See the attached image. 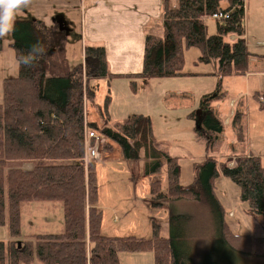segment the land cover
<instances>
[{
	"label": "trees",
	"instance_id": "1",
	"mask_svg": "<svg viewBox=\"0 0 264 264\" xmlns=\"http://www.w3.org/2000/svg\"><path fill=\"white\" fill-rule=\"evenodd\" d=\"M219 11L229 13V17L216 22L217 34L207 36L202 18ZM162 18L165 37L146 36L141 71L125 75L133 91L137 81L142 79L185 76L182 73L184 48L198 49L200 63L215 62L221 78L247 74L249 59L254 54L244 38L243 0H164ZM231 35L237 39L226 41ZM11 39L14 43L9 46L15 57L27 53L31 45L38 42L44 46L46 54L31 67L20 65L15 77L3 81L0 228H7L11 240L0 241V264H32L36 260L40 264H121L119 254L123 252L148 251L153 253L155 264H187V257L178 248V237L159 236L156 225L154 237L149 240L100 234L102 213L96 208L95 162H89L86 168L83 164L94 140L90 138L88 145V134H94L91 130H97L103 138L117 144L126 160L138 159L141 149L155 151L164 158L168 188L162 192L159 182L152 184L154 205L168 206L179 200L204 204L213 209L220 243L231 260L236 255H252V250L255 256L264 257V236L254 239L250 235L232 233L224 222L223 209L214 192L215 180L229 179L239 188V202L245 205L246 215L260 218L264 231V164L259 157L240 154L235 165L224 161L219 167L208 157L192 184L181 186L177 160L154 148L148 116L134 114L113 127L98 128L86 123L85 101L93 100L97 87L91 84L92 79L114 76L109 72L104 47L86 46L83 61L71 65L65 53L67 38L62 29L56 25L46 27L43 22L34 20H16ZM2 48L3 38H0V51ZM215 96L204 95L200 102V125L209 145L223 131L210 105ZM110 99L106 97L104 101L105 115ZM260 110H264V102L260 103ZM241 116L235 114L233 120L239 142L243 141ZM158 159L152 172L161 168ZM12 160L26 163L70 160L71 163L38 165L31 171H5L6 162ZM53 200L63 202L64 232L20 239L21 204ZM178 220L179 217L172 218V222ZM16 239H20L19 247Z\"/></svg>",
	"mask_w": 264,
	"mask_h": 264
},
{
	"label": "rangeland",
	"instance_id": "2",
	"mask_svg": "<svg viewBox=\"0 0 264 264\" xmlns=\"http://www.w3.org/2000/svg\"><path fill=\"white\" fill-rule=\"evenodd\" d=\"M251 1L243 21L244 38L249 51L254 54L250 59L257 63L248 66V75L221 78L215 62L200 63L198 49L184 48L182 73L185 76L180 78L142 79L137 81L135 91L131 89L130 80L125 77L92 79L91 84L97 87L93 100L85 101L86 123L98 128L113 127L134 114L148 116L152 124L155 150L177 160L179 182L184 187L192 184L199 167L208 157L216 161L217 167L224 161H230L231 166L235 165L240 154L250 152L264 164V110H260V103L264 102V73H260L264 71V23L258 24V21H264V0ZM247 4L245 0V5ZM82 6L79 0H33L31 6L24 9L23 16L16 20H41L50 27L56 25L62 29L67 38L65 53L71 65L83 61L84 46L108 47V68L109 72H113L114 53L122 45L124 50L135 56L137 44L104 38L91 41L93 35L108 34L111 27L108 15L115 20L118 16L112 9H100L92 16L104 13L103 21L101 22V18L94 24L88 23L80 12ZM202 22L207 36L217 34V23L212 17L202 18ZM153 35L165 37L163 30L161 33L156 30ZM10 40L11 37L3 38L2 53L0 51V104L3 103L4 79L18 73L15 52L9 46L12 44L9 43ZM226 41L232 42L229 36ZM210 94L216 95L210 100V105L216 110L213 113L222 123L223 131L209 145L201 125L197 126L196 118L191 115L197 116L202 96ZM106 97L111 98L107 115L104 110ZM231 110L236 111L229 119V126L225 120ZM239 112L242 114V142L238 141V132L233 126V116ZM91 131L99 141L93 140L83 164L86 168L89 162H95L96 208L102 213L101 235L132 236L149 240L154 237L156 225L159 236L166 239L178 237V248L187 257V264H264V257L255 256L253 250L252 255H236L232 260L226 255V250L220 243L212 208L184 200L171 202L168 206L154 205L152 184L159 182L162 192L168 188L167 164L158 153L141 149L138 159L126 160L117 144L103 138L97 130ZM242 143L244 145L240 146ZM157 158L161 168L152 172ZM69 163L70 160H45L41 163L12 160L6 162L5 171H31L38 165ZM214 188L215 196L223 209L224 222L232 233L250 235L254 239L264 236L261 219L246 215L245 205L239 202L238 187L229 179L220 177L214 181ZM20 211V239L62 234L65 230L62 201L23 202ZM174 217H179L177 223L172 222ZM20 239L15 242L20 243ZM119 260L121 264H155L150 251L123 252L119 254ZM33 264L40 263L36 260Z\"/></svg>",
	"mask_w": 264,
	"mask_h": 264
},
{
	"label": "crops",
	"instance_id": "3",
	"mask_svg": "<svg viewBox=\"0 0 264 264\" xmlns=\"http://www.w3.org/2000/svg\"><path fill=\"white\" fill-rule=\"evenodd\" d=\"M79 1L83 4L82 6L83 8H80V12L83 13L85 18L87 19L86 22L88 23L91 22L94 24L102 17L103 18L105 17L104 13H97L96 17L92 16L94 15V13H96V11L97 12L100 11V9H112L118 16V18L115 20L111 15H108V21H109L108 23L111 26L108 29V34L101 36L93 35L91 37V41L104 38V39H111L113 41H129L130 43L137 44L135 56H133L132 53H128V51L124 50L123 49L124 47L122 45L120 49L114 53L112 57V64L114 66V69L112 70L113 72H110L111 75H114L112 78L125 77V75L139 73L141 71V66H142V56L144 50L145 37L148 35H153V32L156 30L159 31V33H161V31L163 30V32L165 33L163 27V19H162V5L164 0H79ZM243 1H244V19H245L246 12L248 13L247 9L252 1L246 0V4L248 3L247 6L245 5V0ZM174 4L175 3H173V5ZM103 18L101 22L103 21ZM246 18H248V14ZM34 21H41V20H34ZM41 22H43L46 27H50V25H47L45 21H41ZM263 23L264 21L262 22L258 21V24H263ZM244 32H245V28H244ZM229 38L231 41L237 39V37L234 35L229 36ZM85 47L86 46H84V48ZM98 47H102V46H98ZM84 48H83V56H84ZM104 48L106 50L107 62H108L110 58V49L108 47H104ZM251 63L256 64L257 62L253 59H250L248 63L249 67ZM116 66H117V70H115ZM260 73H264V71ZM248 74L249 72H247L246 75ZM230 103H233V101H231ZM233 107L235 109V106ZM212 111L216 112L214 107ZM234 111L236 110L233 111L231 110L229 112L228 119L225 120L226 124L229 126L231 121L229 119L232 118V113H234ZM243 145L244 144L242 143L240 146ZM249 154L251 153L249 152ZM9 240L10 238L8 236L7 230L5 228H0V241L5 242Z\"/></svg>",
	"mask_w": 264,
	"mask_h": 264
},
{
	"label": "clouds",
	"instance_id": "4",
	"mask_svg": "<svg viewBox=\"0 0 264 264\" xmlns=\"http://www.w3.org/2000/svg\"><path fill=\"white\" fill-rule=\"evenodd\" d=\"M32 2L33 0H0V38L12 36L17 17L23 16L24 9L30 7ZM9 43L14 41L10 40ZM45 54L44 46L38 42L31 45L27 53L19 54L15 62L18 67H31Z\"/></svg>",
	"mask_w": 264,
	"mask_h": 264
},
{
	"label": "built area",
	"instance_id": "5",
	"mask_svg": "<svg viewBox=\"0 0 264 264\" xmlns=\"http://www.w3.org/2000/svg\"><path fill=\"white\" fill-rule=\"evenodd\" d=\"M211 17L215 21H224V20L228 19L229 13L219 11L217 13H214ZM90 138H93V139H96L97 141H99V138L96 137L93 133L88 134V139H90ZM92 150L95 151L94 149H92Z\"/></svg>",
	"mask_w": 264,
	"mask_h": 264
},
{
	"label": "water",
	"instance_id": "6",
	"mask_svg": "<svg viewBox=\"0 0 264 264\" xmlns=\"http://www.w3.org/2000/svg\"><path fill=\"white\" fill-rule=\"evenodd\" d=\"M201 120H202V111L199 110V111L197 112V116H196V123H197V126L200 125ZM19 246H20V243H18V247H19Z\"/></svg>",
	"mask_w": 264,
	"mask_h": 264
}]
</instances>
